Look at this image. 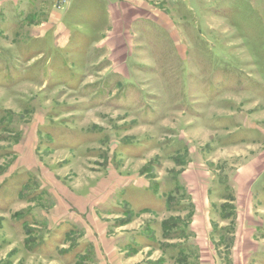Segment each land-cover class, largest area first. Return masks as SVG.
I'll use <instances>...</instances> for the list:
<instances>
[{
  "label": "rangeland",
  "instance_id": "374dc122",
  "mask_svg": "<svg viewBox=\"0 0 264 264\" xmlns=\"http://www.w3.org/2000/svg\"><path fill=\"white\" fill-rule=\"evenodd\" d=\"M0 264H264V0H0Z\"/></svg>",
  "mask_w": 264,
  "mask_h": 264
}]
</instances>
